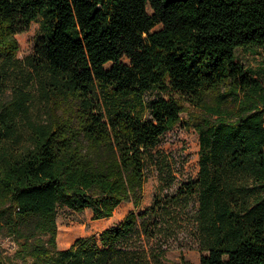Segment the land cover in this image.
Wrapping results in <instances>:
<instances>
[{"label": "trees", "instance_id": "16d2710c", "mask_svg": "<svg viewBox=\"0 0 264 264\" xmlns=\"http://www.w3.org/2000/svg\"><path fill=\"white\" fill-rule=\"evenodd\" d=\"M39 17L21 66L16 35ZM238 48L264 49V0H0V235L15 258L167 264L144 239L196 196L198 264H264V87ZM178 124L198 134V177L136 212L150 152ZM125 202L118 224L58 248L60 208L101 220Z\"/></svg>", "mask_w": 264, "mask_h": 264}, {"label": "rangeland", "instance_id": "374dc122", "mask_svg": "<svg viewBox=\"0 0 264 264\" xmlns=\"http://www.w3.org/2000/svg\"><path fill=\"white\" fill-rule=\"evenodd\" d=\"M41 19L39 17L31 22L27 31L16 35L19 44L16 58L20 61L21 66L24 59L33 53L36 39L43 35ZM236 53L240 63L245 68L252 70L264 87V49L238 48ZM122 61L127 62V59L123 58ZM109 66L110 63L106 65V67ZM23 69L25 75H27L26 77L31 75L28 87L37 94L35 106L32 108V119L38 123L45 121L47 117L45 101L38 97L37 92L38 77L25 67ZM12 85L13 83H8L3 88L2 98L10 97ZM190 111L196 113L193 109H190ZM181 116L186 119L188 114L183 113ZM198 149V134L193 128H185L182 124L176 125L162 136L160 143L150 152L147 180L143 187L140 206L136 209V212L150 207L155 195L159 193L161 195H173L180 184L195 180L198 177ZM121 208L122 212L116 210V215L118 213L126 214L132 209V205L125 202L121 205ZM197 209L195 196L188 200L184 210V218L179 224L165 228L149 240L144 239L142 235L141 238L144 239L147 249H150L153 253L162 250L164 261L167 264H179L181 256L189 263L198 264L200 252L194 234ZM106 220H93L90 210L77 213L66 207L60 208L57 214L58 248H67L78 238L99 234L108 225ZM137 227L140 230L139 221ZM16 248L17 244L9 236L0 235V256L4 264H33L31 258H15L14 251Z\"/></svg>", "mask_w": 264, "mask_h": 264}, {"label": "crops", "instance_id": "0c3cea01", "mask_svg": "<svg viewBox=\"0 0 264 264\" xmlns=\"http://www.w3.org/2000/svg\"><path fill=\"white\" fill-rule=\"evenodd\" d=\"M122 204H124V203H121L116 209H115V211H114V214H113V216H111L110 218H105V219H107L106 220V222L108 223V225L105 227V228H108V227H110V226H113V225H116V224H118L124 217H125V215L128 213H126V214H124V215H122L121 213H118L117 215H116V210H119V212H120V210H121V212H122V208H121V205ZM131 204V203H130ZM132 205V204H131ZM133 208V207H132ZM132 210V209H131ZM109 222H111V223H109ZM104 228V229H105Z\"/></svg>", "mask_w": 264, "mask_h": 264}]
</instances>
